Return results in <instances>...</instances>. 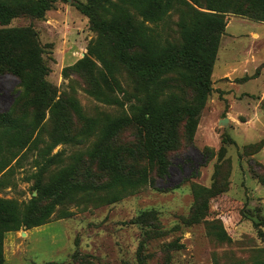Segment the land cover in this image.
<instances>
[{
    "label": "rangeland",
    "instance_id": "rangeland-1",
    "mask_svg": "<svg viewBox=\"0 0 264 264\" xmlns=\"http://www.w3.org/2000/svg\"><path fill=\"white\" fill-rule=\"evenodd\" d=\"M87 1L57 0L43 18L23 15L5 27L33 32L47 82L58 95L75 98L86 117L125 110L142 129L143 146L138 150L135 129L122 132L118 143L134 149L126 168L146 169L148 183L112 203L100 198L113 187L93 197L84 189L72 192L48 224L5 234L4 264H264V226H257L264 219V21L226 13L223 26L209 31V11L189 0L192 7L181 0H108L112 6L124 1L135 18L124 53L127 63L137 64L133 72L122 63L116 34L92 30L74 5ZM185 47L203 57L209 93H197L192 64L177 56ZM172 57L175 63L158 68ZM84 58L106 72L124 109L89 93L106 90L96 70L77 66ZM19 88L16 77L0 73V112ZM50 134L47 114L33 136L37 147L29 145L0 174V198L25 206L38 196V164ZM156 139L169 160L167 175L157 173ZM93 143L50 150L47 157L58 156L42 176L45 185L70 165L78 181L98 182L101 173L88 156ZM201 189L207 191L195 192ZM145 212L157 214V227L140 218Z\"/></svg>",
    "mask_w": 264,
    "mask_h": 264
},
{
    "label": "trees",
    "instance_id": "trees-1",
    "mask_svg": "<svg viewBox=\"0 0 264 264\" xmlns=\"http://www.w3.org/2000/svg\"><path fill=\"white\" fill-rule=\"evenodd\" d=\"M57 0H0V73L9 74L19 80V89L8 110L0 112V174L11 170L12 163L18 158L21 151L30 149L38 141L42 122L49 115L51 121V145L48 152L41 155L43 163L38 164L37 197H33L28 204L21 206L15 200L0 198V264H4V236L6 233L17 232L22 229L30 230L50 222L54 207L69 200L70 194L78 189H84L86 196H95L98 190L113 187L109 195H105L100 203H112L120 200L129 190H136L148 183L147 170H128L125 165L127 156L133 157L134 149L118 143L120 134L126 130H136L138 136V150L143 146L142 129L135 126L134 120L123 110L117 116L106 115L103 118L86 117L80 104L73 97L65 98L58 95V91L47 82V68L41 56V49L34 43L33 32L29 28H6L13 19L23 15L43 18L54 7ZM67 1V0H64ZM191 6L188 0H181ZM198 7L209 11L206 16L213 19L209 23L210 30L223 26V14L235 13L248 15L254 19L264 21V0H189ZM77 10L86 16L90 28L94 31L111 32L118 37V48L124 66L133 72L138 71L137 64L127 63L124 53L128 49V25L135 23V18L127 12L124 1L121 4L111 5L108 0H88L87 3L74 4ZM106 7V10H104ZM192 7V6H191ZM108 8L112 9L111 13ZM139 14L142 12L138 9ZM106 11L108 20L101 19V12ZM148 12V13H147ZM104 15V14H103ZM145 17V16H144ZM208 28V25H207ZM177 56L184 58L193 66L197 93L204 95L212 91L211 81L206 75L203 57L192 54L187 47ZM175 57L163 60L158 68H164L175 63ZM96 70L106 91L89 93L96 95L106 104L117 105L124 109V104L118 97L112 96L114 88L106 72L97 67L89 58H84L77 64ZM67 69H65L66 72ZM101 86V85H100ZM112 93V94H111ZM104 94V95H103ZM103 96V97H101ZM81 124L80 130L73 127ZM93 138L94 143L88 152L89 160L95 163L101 173L98 182H81L77 180L75 166L61 169L46 185L43 174L47 173L56 163L58 154L48 156L50 150L62 143L82 144ZM37 147V146H36ZM208 154L211 152L208 150ZM47 157V158H45ZM154 157L157 163V173L167 175L169 160L159 140L154 142ZM46 161V164H45ZM103 178L106 183L100 182ZM77 186V187H75ZM196 190L205 192L207 189ZM83 191V192H84ZM221 190L220 192H224ZM50 199L49 203H46ZM196 213V212H195ZM149 217L155 227L158 217L155 212H145L140 216ZM159 223V222H158ZM153 226V227H154ZM264 226V219L257 223ZM45 264H58L47 262Z\"/></svg>",
    "mask_w": 264,
    "mask_h": 264
},
{
    "label": "bare ground",
    "instance_id": "bare-ground-1",
    "mask_svg": "<svg viewBox=\"0 0 264 264\" xmlns=\"http://www.w3.org/2000/svg\"><path fill=\"white\" fill-rule=\"evenodd\" d=\"M22 234H23V235H27V233H26V232H23Z\"/></svg>",
    "mask_w": 264,
    "mask_h": 264
},
{
    "label": "crops",
    "instance_id": "crops-1",
    "mask_svg": "<svg viewBox=\"0 0 264 264\" xmlns=\"http://www.w3.org/2000/svg\"><path fill=\"white\" fill-rule=\"evenodd\" d=\"M12 233V232H11ZM11 233H9V234H11Z\"/></svg>",
    "mask_w": 264,
    "mask_h": 264
}]
</instances>
